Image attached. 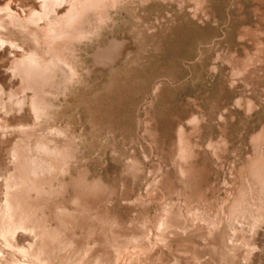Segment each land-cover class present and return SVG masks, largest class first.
<instances>
[{"label": "bare ground", "instance_id": "1", "mask_svg": "<svg viewBox=\"0 0 264 264\" xmlns=\"http://www.w3.org/2000/svg\"><path fill=\"white\" fill-rule=\"evenodd\" d=\"M224 2L0 0V262L9 253V264H73L87 227L95 224L90 207L113 206L118 199L128 211L140 206L143 213L139 224L122 229L124 245L107 243L110 264H135L157 246L203 240L215 259L209 256L200 264H238L244 252L245 264H264V125L249 137L251 150L228 199L214 217L202 212L213 210L205 185L210 162L204 159L201 139L209 120L219 138L210 137L206 149L222 158L231 142L232 121L238 113L244 121L252 119L260 102L254 93L240 95L214 117L215 112L209 116L197 99L178 102L171 84H152L154 73L178 71L179 56L194 49L201 36H209ZM234 2V24L254 21L232 25L230 39L242 42V48L217 51L206 67L205 79L212 87L207 99L213 102L235 95L253 71L264 67V0ZM165 6L175 11L153 26L140 21L142 11ZM122 25L130 26L131 33ZM130 51L134 53L128 57ZM206 60L202 58L197 77ZM80 87L94 92V112L121 129L119 136L113 132L116 143L127 141L129 130L135 132L132 142L142 132L161 160L171 162L173 168L161 170L146 187L149 196L154 187L167 195L156 208L154 224L147 219L153 199L134 192L149 153L141 160L133 149L123 176L114 175L117 183L89 164L77 168L88 143L107 140L98 122L86 124L82 109L74 111L80 119L77 132L62 111L61 101ZM146 88L151 96L145 116L135 117ZM106 147L102 151L107 153Z\"/></svg>", "mask_w": 264, "mask_h": 264}, {"label": "rangeland", "instance_id": "2", "mask_svg": "<svg viewBox=\"0 0 264 264\" xmlns=\"http://www.w3.org/2000/svg\"><path fill=\"white\" fill-rule=\"evenodd\" d=\"M234 1L235 0H226V3L224 2L225 4H222L221 8L218 9L217 16L219 18L217 17L218 21L213 23L215 28L214 30L209 31V36H201V38L197 40V44L196 46H194V49L179 56L178 71L172 74H168L166 72L154 73L152 81V84H155L160 81H165L167 84H171L174 88H176V98L178 102H181L182 100L188 98L197 99L198 102L205 107V110L207 111L209 116L211 113L213 114V112H215L214 117L218 116V112L223 111L229 103H231L237 98V96L240 95L249 96L253 95L254 93L256 98L260 102L259 109L255 112L252 119H245L244 121L243 115L241 113H238L235 120L232 121V124L230 125L229 135V140L231 142H229V147L226 152L223 153L222 158L215 157L210 150L206 149L205 143H207V140L210 137H214L215 139L219 138V131L216 129V126L212 125L210 120V124L207 126L205 133L201 137L203 144V152L205 155L204 159L207 157L210 162V170L208 171V175L206 176L205 185L209 188V196L213 205V210H211L210 212H206L204 211V209H202V212L203 214H206V217H208L209 214H211L210 217H214V214L216 213L217 209L221 206L224 201L228 199V196L231 193L233 187V181L237 179L238 169L245 161L246 157L248 156L251 150V147L249 146V137L253 133V131L260 129L264 125V67H259L258 69L253 71L249 80L241 86L237 87L235 92L236 94L231 95L232 97L229 96L230 98L228 97L224 100L219 98L216 99L215 102L209 101L207 99V96H209L208 94L210 93L209 91L212 87L211 82H209L208 79H205L207 73V71L205 70L206 67L208 66V64L212 63L211 60H213L217 51H222L223 49L228 47H231L233 49L237 48L238 50L242 48V42L238 43L237 40L234 41L233 39H230L228 31L233 26L235 27L241 24L249 25L251 22L254 21L253 18H249L248 20L243 21L242 23H237L236 21L234 24V19L238 15L237 10L235 9ZM254 2H256V0H252V3ZM165 7L166 8L160 10L153 9L149 12L142 11L140 14L141 16H139L140 21L145 26H153L155 23H158L160 20H162L163 16L165 14H168V11H175V9L170 6ZM128 15L129 14L126 13L124 15L127 18L126 20L129 19ZM123 25L121 26L122 29L124 30L126 28L125 30L128 33H131V27ZM120 32L122 35L123 31L120 30ZM130 52L131 53L127 54L128 57L130 54L134 53L133 51ZM205 56L208 58V61L206 60L205 62H203V74L197 77L196 70L202 69V58H204ZM111 70H113V68ZM210 80H213V78H211ZM214 80H216L217 82L218 78ZM253 85L255 86V91H253L252 89ZM89 92L90 91L88 87H80L78 90H76V92L74 91V93L70 94L66 100L61 101V103L64 104L62 111L66 113V116H69V119L75 125L76 132L81 130L80 119L74 112L76 111L75 108H79L82 109L81 111L84 113V121L86 122V124L88 123V125L90 126L91 122H98L99 126H101L100 128L102 130L105 129V132L107 133V140H103L104 144L98 141H96L94 145L89 143L87 144V146H89L84 149L83 158L78 161L77 168L89 164V166L91 165L90 167L95 173L102 172L104 173V175L106 173V175L111 178V182L117 183L116 176H118V178H121L123 176V169L125 167L124 165L125 163L127 164V161L131 158L133 149H136L135 152L137 156L141 158V160L145 159L144 155L149 153L150 158L147 159V169L145 173H141V183L135 187L134 192H141L143 193L145 198L153 199L154 203L151 205L152 207H150V210L147 213V219L149 220L150 224H154L153 217L155 215L156 208L164 204L167 195L164 190L160 187H154L155 189L153 188V192L151 193V196H149L146 193V187L148 182L152 181L153 177L159 172H161V170H165L168 168L172 169L173 166L171 162H164L161 160L157 151L153 149L149 140H146L142 132L138 134L139 138L136 137V141L132 142V137L135 136V132L129 130L125 134L127 141L123 142V144L116 143L115 136H113V132H117L116 135L119 136L122 133L121 129L115 130V128L109 121L102 120L98 116V112H94L95 107L94 103L92 102L94 100V92ZM150 96L151 92L147 88L146 90H143L142 93L139 95L136 104L138 110L135 117L145 116V108L147 102L150 100ZM174 110L175 109H173V111ZM64 120L65 119H60L61 123L66 122ZM5 144L9 147H11L12 145V143ZM104 146H107L105 149L107 150V153L102 151V147ZM204 159L201 160L204 161ZM149 170L152 171V175L150 174ZM247 198L249 197H245V200ZM246 203L250 204L248 202ZM105 204L106 203L90 207L89 215L90 217H92L90 219L91 221H95V224L93 226L89 225L87 227V234L82 238L80 252L76 255L73 264H110L111 257L105 247L112 242L117 244L118 246L124 245V238L122 237L123 235L121 233L122 229L127 225H132L135 223L139 224V222L141 221L140 219L142 217L143 207L139 206L135 208L136 210L134 209L135 211H128L124 206H121L119 204L118 199L115 201V205L113 206L110 203L109 206ZM177 226L183 229V224L180 223ZM199 242H175L171 245L157 246L155 251H153L152 253H144V255H142V257H140L138 262H136L135 264H200L201 261L208 258L209 256L210 259H215L214 255H209L206 252L204 245H206L207 242L204 240L200 242V244ZM6 255L8 256V259L4 262H0V264H9V262L13 260L11 259V254L8 253ZM244 256H246L245 252L241 257H238V264H245ZM124 259L126 258L124 257Z\"/></svg>", "mask_w": 264, "mask_h": 264}]
</instances>
